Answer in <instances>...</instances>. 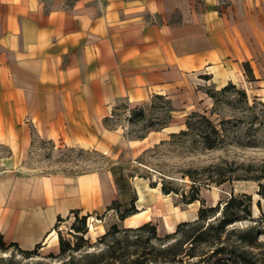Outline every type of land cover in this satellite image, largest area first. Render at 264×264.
Instances as JSON below:
<instances>
[{
  "label": "crops",
  "instance_id": "0c3cea01",
  "mask_svg": "<svg viewBox=\"0 0 264 264\" xmlns=\"http://www.w3.org/2000/svg\"><path fill=\"white\" fill-rule=\"evenodd\" d=\"M261 11V0H0L2 241L45 245L59 218L100 213L114 197L101 172H25L33 133L116 142L103 120L117 105L173 97L205 75L224 86L246 58L241 27L264 25Z\"/></svg>",
  "mask_w": 264,
  "mask_h": 264
},
{
  "label": "rangeland",
  "instance_id": "374dc122",
  "mask_svg": "<svg viewBox=\"0 0 264 264\" xmlns=\"http://www.w3.org/2000/svg\"><path fill=\"white\" fill-rule=\"evenodd\" d=\"M258 22L241 27L246 58L239 70L232 66L224 86L205 75L200 86H184L173 97L153 96L133 108L117 105L103 120L116 142L66 146L33 133L25 172H101L114 191L112 209L85 219L70 214L57 222L56 238L29 256L0 247V264H185L218 247L264 264V195L258 191L264 184V25ZM163 185L171 192L164 193ZM230 197L242 205L229 207ZM126 212L131 217L124 226L119 215ZM231 217L237 220L222 223ZM145 223L159 239L149 237L150 229L125 231Z\"/></svg>",
  "mask_w": 264,
  "mask_h": 264
},
{
  "label": "trees",
  "instance_id": "16d2710c",
  "mask_svg": "<svg viewBox=\"0 0 264 264\" xmlns=\"http://www.w3.org/2000/svg\"><path fill=\"white\" fill-rule=\"evenodd\" d=\"M243 67L245 69L246 74L248 75V77L251 78V68L249 66L248 63H244ZM226 86L223 88L225 89ZM209 94V92H207ZM142 114V113H141ZM205 121H207L209 124L210 122L208 120H206L204 117H202ZM214 128V127H213ZM264 178V177H262ZM162 191L164 193H169L171 192V190H166L164 185L162 186ZM262 195H264V184H260L259 190H258ZM246 196V195H245ZM247 198L249 196H246ZM197 197H193L191 199V201L197 200ZM190 201V202H191ZM235 202V198L234 197H230V199L227 201L226 205H233L235 208H238L239 206L242 205V201H236L235 204H233ZM230 207V206H229ZM232 207V206H231ZM246 208V207H245ZM107 209H112L111 206H108ZM214 208H208V210H213ZM204 209H200L199 210V219L204 218ZM73 213H77V212H73ZM133 213V212H132ZM131 215L129 212L126 213H121L119 215V219L123 220L125 219L127 216ZM87 216H83V219H85ZM62 219H58V221H60ZM236 217H231V218H224L222 223L223 224H228V223H232L234 221H236ZM187 223L183 222L181 223V225H185ZM143 229H150L152 231V234L149 235V237H153L156 239H159L155 236V228L150 224V223H145L141 226H138L136 228H127L125 229V231H129V230H143ZM177 232V231H176ZM175 232V233H176ZM109 232H107L105 235H108ZM203 235L202 231L198 232L194 239H199L201 238V236ZM148 238V237H147ZM192 240V241H193ZM14 247L19 253L29 256L33 253V249L32 250H22L18 247V245L16 243H10V244H6L2 241L1 237H0V247L2 248H6V247ZM40 245L35 246L34 248L39 247ZM171 248H169L168 250H170ZM61 253H63V250L61 249ZM11 264V263H9ZM63 264H80L79 262L75 263L74 261H67ZM132 264H139V263H132ZM185 264H255L253 262H251L249 259H247L245 256H243L242 254H238L232 250L229 249H225L223 247H218L216 249H213L211 253L207 254V255H203L201 256L198 260L196 261H192V262H188Z\"/></svg>",
  "mask_w": 264,
  "mask_h": 264
},
{
  "label": "bare ground",
  "instance_id": "6f19581e",
  "mask_svg": "<svg viewBox=\"0 0 264 264\" xmlns=\"http://www.w3.org/2000/svg\"><path fill=\"white\" fill-rule=\"evenodd\" d=\"M217 196V195H216ZM167 227H168V225H167ZM50 238H56V232L55 231H52V233H50ZM49 238V239H50Z\"/></svg>",
  "mask_w": 264,
  "mask_h": 264
}]
</instances>
